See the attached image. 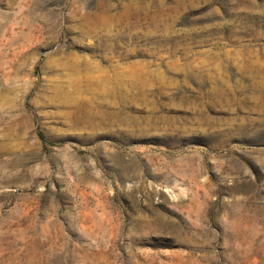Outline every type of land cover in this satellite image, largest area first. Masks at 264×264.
Returning <instances> with one entry per match:
<instances>
[{"label": "rangeland", "instance_id": "1", "mask_svg": "<svg viewBox=\"0 0 264 264\" xmlns=\"http://www.w3.org/2000/svg\"><path fill=\"white\" fill-rule=\"evenodd\" d=\"M0 264H264V0H0Z\"/></svg>", "mask_w": 264, "mask_h": 264}]
</instances>
